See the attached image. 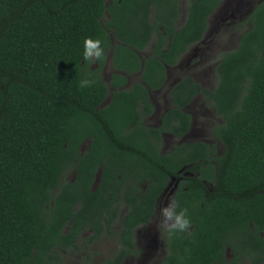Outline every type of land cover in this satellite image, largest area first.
<instances>
[{"label":"trees","instance_id":"1","mask_svg":"<svg viewBox=\"0 0 264 264\" xmlns=\"http://www.w3.org/2000/svg\"><path fill=\"white\" fill-rule=\"evenodd\" d=\"M183 1L0 0V264H63L84 237L115 238L106 264H123L138 254L136 229L186 167L192 174L174 196L192 226L167 240L163 263L264 264V0L218 63L216 86L181 78L173 106L148 125L150 91L204 39L222 2ZM85 37L105 50L91 64ZM136 73L143 82L129 86ZM82 78L93 83L81 88ZM198 94L222 118L213 128L222 151L204 140L163 151L166 134L190 133L186 107Z\"/></svg>","mask_w":264,"mask_h":264},{"label":"rangeland","instance_id":"2","mask_svg":"<svg viewBox=\"0 0 264 264\" xmlns=\"http://www.w3.org/2000/svg\"><path fill=\"white\" fill-rule=\"evenodd\" d=\"M263 0H222L219 7L209 18V28L204 39L192 45L183 54L179 62L169 69L168 79L165 87L157 93H152V100L155 107L159 109L155 114L145 117L148 125H159L165 110L172 107V101L166 102L168 90L174 86L179 78L192 76L202 87L213 89L217 84L216 67L220 60L229 51L238 46L242 32L249 29L250 22L247 20L254 6ZM184 2V1H183ZM186 0L182 3L183 9ZM181 21H184L182 15ZM144 59L149 55L147 50L140 52ZM103 71L105 80H109L113 71L111 62L106 64ZM128 84L142 81L140 73L130 75ZM109 94L104 101L106 105L110 101ZM193 117L192 128L185 137H176L170 134L164 136L163 151L170 150L175 144L181 141L204 140L218 145L220 151L223 149L222 142L213 133V128L222 122V118L216 113L215 108L203 95L198 94L186 107ZM89 141H85L82 149L85 150ZM192 174L188 167L181 171L179 176L171 178L164 193L159 198L156 211L150 221L136 229V248L138 254L128 257L123 264H164L163 260L167 253V239L158 230L155 221L160 219L159 209L169 196H174L179 180L182 177ZM74 171H70L66 178L73 179ZM210 190L214 189L209 184ZM85 236V235H84ZM80 248L77 251H70L65 254L63 264H106L107 258L113 256L117 249L115 238L104 237L93 244L88 243L85 237L79 241ZM227 256L231 257L232 252L227 249Z\"/></svg>","mask_w":264,"mask_h":264},{"label":"clouds","instance_id":"3","mask_svg":"<svg viewBox=\"0 0 264 264\" xmlns=\"http://www.w3.org/2000/svg\"><path fill=\"white\" fill-rule=\"evenodd\" d=\"M104 51L100 38H84L82 57L88 64L100 60L104 56ZM92 83L91 79L82 78L79 81V86L85 88L91 86ZM159 212L161 218L156 220L155 223L158 230L169 242L181 234L190 232L192 220L188 215V209L180 206L176 196H169L162 203ZM185 254L187 255V249L185 250ZM177 261L178 264H183L182 257L177 256Z\"/></svg>","mask_w":264,"mask_h":264},{"label":"crops","instance_id":"4","mask_svg":"<svg viewBox=\"0 0 264 264\" xmlns=\"http://www.w3.org/2000/svg\"><path fill=\"white\" fill-rule=\"evenodd\" d=\"M110 57H111V55H110ZM110 57H109V62H110ZM174 66H175V65H174ZM174 66H169V67L167 68V73H168V75H169V69L172 68V67H174ZM182 78H183V77H182ZM167 79H168V76H167ZM180 79H181V78H179V80H180ZM179 80H178V81H179ZM178 81H177V82H178ZM177 82H175L174 85H175ZM164 85H165V84H164ZM164 87H165V86H164ZM164 87H161V88H159V89H157V90L150 91V93H151V98H152V93H154V92L157 93L158 91L162 90ZM170 90H171V89L168 90L167 98H166V102H167L168 99L171 101V99H170V95H169ZM152 102H153V104L155 105V102H154L153 100H152ZM155 106H156V105H155ZM155 111H159V109L157 108V110H156V108H155ZM165 111H166V110H165ZM155 113H156V112H155Z\"/></svg>","mask_w":264,"mask_h":264},{"label":"flooded vegetation","instance_id":"5","mask_svg":"<svg viewBox=\"0 0 264 264\" xmlns=\"http://www.w3.org/2000/svg\"><path fill=\"white\" fill-rule=\"evenodd\" d=\"M162 87H164V85L162 86ZM150 96H151V93H150ZM151 102H152V98H151ZM152 104H153V102H152ZM154 105V104H153ZM154 107H155V105H154ZM156 108V107H155ZM156 110H157V108H156ZM155 110H154V113L153 114H155ZM166 255H167V253H166Z\"/></svg>","mask_w":264,"mask_h":264}]
</instances>
